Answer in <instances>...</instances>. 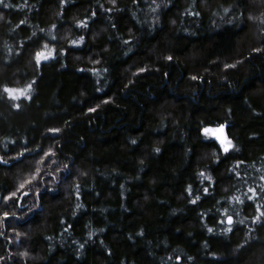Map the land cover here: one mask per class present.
Returning a JSON list of instances; mask_svg holds the SVG:
<instances>
[{
	"label": "trees",
	"instance_id": "trees-1",
	"mask_svg": "<svg viewBox=\"0 0 264 264\" xmlns=\"http://www.w3.org/2000/svg\"><path fill=\"white\" fill-rule=\"evenodd\" d=\"M0 264H264V0H3Z\"/></svg>",
	"mask_w": 264,
	"mask_h": 264
},
{
	"label": "snow or ice",
	"instance_id": "snow-or-ice-1",
	"mask_svg": "<svg viewBox=\"0 0 264 264\" xmlns=\"http://www.w3.org/2000/svg\"><path fill=\"white\" fill-rule=\"evenodd\" d=\"M3 0H0V3H2ZM49 55H51V53H49ZM37 58H38V61L39 59H47L48 57L47 56H44L42 53H38L37 54ZM169 59H171V57H169ZM194 79L196 77H193ZM28 88L31 87V85H28L27 86ZM8 94L10 96H13V98H16L13 94L14 93H19L20 95H25L27 89H24V90H20V89H5ZM18 107V105H17ZM224 125H220L219 128H209V127H205L203 129V132L205 133V135L207 136H212V137H215L217 140H219L220 144L223 146V149L225 152H227L230 148L233 147L232 145V141L230 139H228V137L224 134ZM157 151H159V149H157ZM228 222L231 223L232 222V218L231 217H228ZM231 229H229L230 231ZM211 231V229H210Z\"/></svg>",
	"mask_w": 264,
	"mask_h": 264
},
{
	"label": "rangeland",
	"instance_id": "rangeland-1",
	"mask_svg": "<svg viewBox=\"0 0 264 264\" xmlns=\"http://www.w3.org/2000/svg\"><path fill=\"white\" fill-rule=\"evenodd\" d=\"M38 53H42L44 56H47V57H48L49 53H51V55H54V49H53V46H51L50 44H44L43 47L40 49V51H39ZM48 58H50V57H48ZM48 58H47V59H48ZM40 60H41V59H39V61H38V58L36 57L37 64L40 63ZM212 128H213V127H212ZM210 137L212 138V136H210ZM44 160H45V162L43 163V167L45 166L46 163L48 164V162H51V161H52L51 159L49 160V159L47 158V156L44 157ZM58 171H59V170H58ZM44 173H45V172H44ZM41 177L46 178V176H45L44 174H42ZM45 182H46V181H45ZM45 182H44V183H45ZM47 183H48V182H47ZM47 183L44 184L45 187H49ZM41 187H42V186H41ZM42 188H43V187H42Z\"/></svg>",
	"mask_w": 264,
	"mask_h": 264
},
{
	"label": "water",
	"instance_id": "water-1",
	"mask_svg": "<svg viewBox=\"0 0 264 264\" xmlns=\"http://www.w3.org/2000/svg\"><path fill=\"white\" fill-rule=\"evenodd\" d=\"M48 57H50V58H48V59H41V60H40V63H41V62H47L48 60L52 59V58H53V55H48ZM220 125H224V124H218V125H215L213 128H219ZM223 131H224V134L228 137V134H227V132H226L225 125H224V130H223ZM228 139H229V137H228ZM212 140L214 141V143L217 145V147H218L219 149L224 150V149H223V146L220 144L219 140H217L215 137H212ZM226 223H227V224H230V223L228 222V217L226 218Z\"/></svg>",
	"mask_w": 264,
	"mask_h": 264
}]
</instances>
